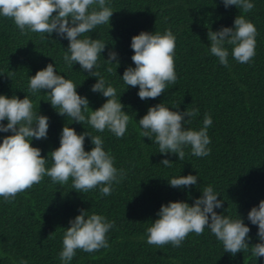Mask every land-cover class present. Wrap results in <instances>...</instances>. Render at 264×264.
I'll use <instances>...</instances> for the list:
<instances>
[{"label": "trees", "instance_id": "trees-1", "mask_svg": "<svg viewBox=\"0 0 264 264\" xmlns=\"http://www.w3.org/2000/svg\"><path fill=\"white\" fill-rule=\"evenodd\" d=\"M111 7L110 27L99 25L89 37L108 44L102 59H107L109 50L118 54L117 67L100 60L97 70L117 89L118 96L121 93L119 100L129 114L121 138L107 130L96 133L86 123L70 124L69 118L58 116L47 103L48 97L43 95L46 90L28 92L27 77L53 60L57 73L80 84L76 91L87 97L90 109L95 110L106 99L89 91L94 77L81 71L78 64L72 70L64 64L66 40L56 38L54 33L49 39L55 42L42 40L41 33H21L10 18L0 17V94L18 98L26 94L34 110L38 105V113L48 117L47 139H33L30 146L39 148L45 156L58 147L64 125L77 133L88 131L103 137L105 150L115 158L114 166L126 172L109 196H102L98 188L78 193L72 189L71 180L54 184L45 176L14 199H0V264H19L20 259L27 264H61L58 253L63 232L68 220L78 214L77 209L103 214L115 222V227L107 233L108 247L91 253L77 249L71 264H264L250 251L235 255L223 252L221 243L207 229L199 235L190 232L180 247L146 243V229L156 219L161 204L176 200L191 204L200 195L198 190L208 184L219 193L218 199L225 201L214 211L239 215L250 228L249 246L259 242L256 226L245 217L264 199V0H254V8L248 13L233 6L225 9L220 0H111ZM241 14L256 28L255 55L249 63H238L231 57V46H227L228 64L221 66L208 52L207 31L230 27L234 17ZM166 28L176 36L177 79L161 96L142 101L136 95L138 89L126 87L119 78L125 67H134L130 38L140 31L162 33ZM107 67L113 71L107 72ZM161 101L169 108L178 105L179 111L197 108L198 114L187 125L194 129L202 125L205 114L211 116L208 156H192L188 148L183 160H177L174 154L161 156L157 144L140 137L135 121L149 106ZM9 134L0 133V137ZM90 147L86 137L85 151ZM165 158L173 163L170 167L159 165ZM48 161L50 166V157ZM187 174L198 175L199 189L189 186L185 191L168 186V179Z\"/></svg>", "mask_w": 264, "mask_h": 264}, {"label": "clouds", "instance_id": "clouds-1", "mask_svg": "<svg viewBox=\"0 0 264 264\" xmlns=\"http://www.w3.org/2000/svg\"><path fill=\"white\" fill-rule=\"evenodd\" d=\"M220 4L225 9L233 6L242 13L254 8V0H220ZM113 12L111 0H0V17L10 18L21 33L26 30L41 33L42 40L55 42L49 39L54 33L56 38L66 40L67 47L63 48L62 55L64 64L71 70L78 64L81 71L94 77L89 91L106 99L95 110L90 109L87 97L76 91L80 84L57 73L53 60L27 77L28 92L35 94L46 90L43 95L48 97L47 103L58 116L69 118L70 124L86 123L96 133L107 130L121 138L127 130L129 114L119 100L121 93L118 96L117 89L97 70L100 60L117 67L118 54L109 50L107 59H102L101 53L108 44L89 37L99 25L110 27ZM256 35L254 24L245 15H236L230 27L207 31L208 52L221 66H227V46H231V57L236 62L249 63L255 55ZM175 41L176 36L170 28L162 33L140 31L130 38V60L134 67H125L119 78L126 87L138 89L136 95L140 100L161 96L175 83ZM105 70L113 71L111 67ZM37 109L38 105L34 110L26 94L23 98L0 94V133H10L0 137V199H14L17 193L38 184L45 176L54 184L71 180L72 189L78 193L98 188L102 196H109L113 186L124 180L126 172L114 166L115 158L105 150L103 137L88 131L77 133L64 125L59 133L58 147L42 156L39 148L30 146L33 139H47L48 117L39 114ZM197 114V108L179 111L178 105L169 108L161 101L149 106L135 122L140 137L157 144L161 156L174 154L177 160H183L188 148L190 155L206 157L210 152L208 128L212 118L205 114L199 128L188 127ZM86 137L91 145L87 151L84 148ZM48 157L50 166H47ZM172 164L167 158L159 162L163 167ZM198 179L197 174L178 175L168 179L167 184L177 190L186 191L189 186L199 189ZM198 191L200 195L192 199L191 204L186 200L161 204L155 213L156 219L146 229V243L156 246L170 243L180 247L190 232L199 235L207 229L221 243L223 252L235 255L250 251L255 260L259 257L264 261V199L251 207L245 217L249 224L256 226L259 241L249 246L250 228L244 219L236 213L234 217L226 215L225 210L214 211L225 201L218 199L221 196L211 184ZM77 211L63 232L58 253L61 264H71L77 249L91 253L108 247L107 233L115 227V222L103 214L84 209ZM19 264H27V261L20 259Z\"/></svg>", "mask_w": 264, "mask_h": 264}]
</instances>
